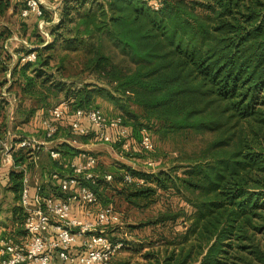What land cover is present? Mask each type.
<instances>
[{
  "label": "trees",
  "instance_id": "trees-1",
  "mask_svg": "<svg viewBox=\"0 0 264 264\" xmlns=\"http://www.w3.org/2000/svg\"><path fill=\"white\" fill-rule=\"evenodd\" d=\"M86 1L62 0L58 20L50 25V39L46 43L38 39L35 60L15 62L12 74L21 70L28 83L23 93L35 94L37 82L26 69L35 62L47 64L49 55L43 60L41 51L56 44L80 49L85 68L99 74L112 91L90 83L71 89L59 100H65L71 111L98 107L92 102L99 93L117 102L116 92L140 108L134 113L121 104L127 117L118 115L135 136L142 127L150 133L153 126L159 139L187 140L190 135L198 139L188 163L178 168L180 175L176 169L154 173L126 167L114 174L97 172L94 182L86 181L102 206H113L103 184L117 178V183L124 182L122 197L135 207L154 202L160 190L184 196V205L154 221L177 224L180 219L182 229L162 237L137 262L115 258L125 245L118 239L123 246L110 264H264V0H158L157 9L149 0ZM11 4L0 0V17ZM43 12L46 18L44 8ZM105 40L114 44L121 60L105 52ZM7 66L0 61V73ZM46 88L61 86L50 82ZM3 126L2 121L0 139L9 129L13 133L8 139L14 145L16 168L9 171V188L18 199L23 173L17 166L30 164L41 149L16 147L28 132ZM60 128L53 139L62 135L96 140L91 133L74 135L69 126ZM112 145L119 148L121 143ZM55 148L61 157L78 152L66 142ZM51 159L56 166L59 159ZM126 174L132 181L125 180ZM10 212L4 225L8 232H3L20 241L26 234L23 208L15 203Z\"/></svg>",
  "mask_w": 264,
  "mask_h": 264
},
{
  "label": "rangeland",
  "instance_id": "rangeland-1",
  "mask_svg": "<svg viewBox=\"0 0 264 264\" xmlns=\"http://www.w3.org/2000/svg\"><path fill=\"white\" fill-rule=\"evenodd\" d=\"M23 1L11 0V10L9 9L0 17V48L10 38L8 42L10 50H0V61H6L7 67H11L7 79L5 73H0V123L4 122L2 129L12 128L18 132H23L25 126L32 121V124L36 125L38 116L44 114L51 105L56 104L71 89L90 83L112 91L111 85L102 80L103 78L99 74L93 72L92 69L85 68L82 50L71 51L56 44L50 51H41L40 56L43 60L49 55L47 64L39 66L38 62H35L26 69L27 76H33L37 83L33 88L35 94L23 93V87H26L28 83L22 76L21 70L17 69L12 74V67L17 61L15 54L18 55L19 52L24 50L21 40H26L36 47L39 43L38 39L41 37L38 33L37 18L34 15L27 18H22L19 15L18 10ZM61 1L43 0V8L46 11L45 16L47 19L54 18V11L58 16V11L62 8ZM100 1L102 0H87L86 2L90 4ZM47 29L49 31L50 25ZM66 35L71 37L72 34L70 31H66ZM104 48L106 53L113 55L115 61L122 59V56L110 41H104ZM41 81H44V84L41 85ZM45 81L47 82L45 83ZM50 82L60 85L61 89H47L46 86ZM36 91H39V94ZM39 96L43 98L39 99ZM114 96L117 98V102H115V99H110L100 93L95 94L92 104L97 105L108 115L121 114L126 116L120 107L121 104L126 105L130 112H140V108L132 103L129 98L119 97L116 92H114ZM149 131L153 140V150L148 152L140 150L138 145L139 135L137 137L132 133V139L135 141H132L129 151L121 149L120 146L119 148L115 147L112 151L102 149L99 152H94L93 154L97 158L94 171L102 172L106 170L114 174L116 171L123 172L122 170L126 167H132L139 171L157 173L160 170L171 171L176 169V174L180 175V169L178 168L188 163L187 157L194 150L198 139L193 135H190L187 140L180 137L176 139H159L154 133L153 126L149 128ZM42 149L43 146L36 155L37 157L30 159V164L26 163L33 180L34 178L40 179L42 172L45 170L48 172L51 166H55L52 165L50 155L44 150L42 152ZM63 157L65 158L64 161L69 159L68 156L63 155ZM150 160L154 161L153 165L147 163ZM117 179L119 180V178ZM116 180L104 183L105 192L103 191V193L107 199L110 198L107 201L112 202L115 209L121 214V220L119 224L106 227L105 232L110 239H121L125 244L115 258L137 262L142 260V253L153 248V244H157L162 237H170L173 231L182 229L180 219L177 224H173L171 220L154 221H157L156 218L160 215H165L164 213H167L168 210H174L184 205V199L182 198L184 196L180 192L172 193L171 191L160 190L154 202L152 201L147 206L135 207L121 195V184L124 182L117 183ZM52 187L55 188L56 186L52 185ZM41 194L46 195V192ZM15 203L19 204V198L15 199L14 193L0 184V219L8 216L10 208ZM4 230L0 226V238L9 234H6L7 229L5 233ZM1 232L4 234L2 235Z\"/></svg>",
  "mask_w": 264,
  "mask_h": 264
},
{
  "label": "built area",
  "instance_id": "built-area-1",
  "mask_svg": "<svg viewBox=\"0 0 264 264\" xmlns=\"http://www.w3.org/2000/svg\"><path fill=\"white\" fill-rule=\"evenodd\" d=\"M149 3L154 9L159 7L158 0H149ZM18 12L22 18L34 15L37 18L38 33L44 43L50 39L47 27L56 22L58 17L56 11L50 21L44 17L43 0H24ZM9 41L10 38L3 43L6 51L10 50ZM21 44L24 50L15 54L17 61H34L35 46L26 40H21ZM10 71L11 67L5 70L6 79ZM69 115L68 124L74 135L91 133L102 142H120L125 151H129L132 141H135L132 139V128L124 124L120 116L108 115L99 107L76 108L71 111L69 104L61 100L37 118V127L44 131L45 139L21 136L15 143L16 147L33 151L41 149V146L53 140L59 122ZM9 135L7 131L5 138L0 139V166L13 164L14 145L9 141ZM138 145L145 152L153 149V140L146 127L140 129ZM48 152L52 158L62 159L60 151L55 147L49 148ZM147 163L153 165L154 161ZM63 164L70 172L59 180L62 190L66 192L62 198L53 195L31 196L28 172L25 168L21 169L23 177L19 204L25 214L23 228L26 234L20 241L10 236L0 238V264H110L123 246L121 241H113L105 232L106 227L120 223L121 214L112 205H99L95 192L86 183L94 182L98 176L94 171L97 164L95 155L83 151L77 155L76 160H65ZM52 176L57 178V173ZM103 177L110 180L111 174L104 173ZM132 179L131 174L125 175L126 181ZM72 202L92 206L95 208L94 213L87 209L83 216H73Z\"/></svg>",
  "mask_w": 264,
  "mask_h": 264
},
{
  "label": "crops",
  "instance_id": "crops-1",
  "mask_svg": "<svg viewBox=\"0 0 264 264\" xmlns=\"http://www.w3.org/2000/svg\"><path fill=\"white\" fill-rule=\"evenodd\" d=\"M11 10V8H10ZM70 116L69 115L66 119L62 120L59 122V126H61L60 130H64L66 128V126H69V120H70ZM67 120V121H65ZM39 126V124L37 123L36 125L30 123L29 125L25 126L24 130H27V136H32L35 137L36 139L39 140H44L45 137L43 135L42 129L37 127ZM10 132V137H12L11 130H8ZM8 136V138H9ZM72 141V139H70L69 137L66 136H58L55 139H53L51 142H48L47 144L43 145V149L42 152L44 150V152H47V154H49L48 149L51 147H56L59 144L66 142L70 145H72L73 147L78 149V152H75V154H72L69 156V159H73L76 160L77 159V155L83 151H87V152H99L102 149H105L107 151H112L114 150V147L112 145V143H106V142H102L99 140H94L93 138H91L90 140H88L87 142H83L79 139H76L75 142H70ZM58 144V145H56ZM42 148V146H41ZM37 157V156H36ZM35 158V157H34ZM33 158V159H34ZM62 159H59L56 163V166L54 167H50L49 171L47 172V170H45L44 172H42L40 179H32L31 177V172L29 171V169L27 168L26 164H22L20 166H17L19 169H23L25 168L26 171L28 172L29 175V186L31 189V196H46V195H53V196H57V197H64L65 193L60 185V178L66 176L67 174H69L70 170L65 168L63 162H64V157H61ZM68 160V159H67ZM14 163V162H13ZM16 168L14 164H6L4 166H0V184L2 186H4L7 190L11 189L9 188L11 185V182L9 180V171ZM53 173H57V178L53 177ZM52 185L55 187L53 188ZM42 191V192H41ZM46 192V195H43L41 193ZM87 209L91 210L92 213H94V207L92 206H85L79 202H72L71 203V213L73 216H83L85 214V212L87 211ZM9 216V217H8ZM6 217L1 218V224L0 226H2V229H5V223L9 222L10 216H11V212L9 210V214ZM8 231V229H7ZM2 233V232H1Z\"/></svg>",
  "mask_w": 264,
  "mask_h": 264
}]
</instances>
